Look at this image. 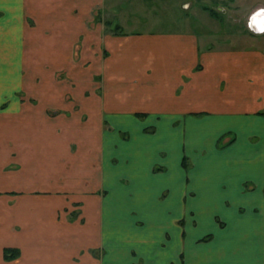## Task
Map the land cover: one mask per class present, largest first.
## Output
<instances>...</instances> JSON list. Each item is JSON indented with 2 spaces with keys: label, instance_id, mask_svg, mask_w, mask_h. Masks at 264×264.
Wrapping results in <instances>:
<instances>
[{
  "label": "crops",
  "instance_id": "0c3cea01",
  "mask_svg": "<svg viewBox=\"0 0 264 264\" xmlns=\"http://www.w3.org/2000/svg\"><path fill=\"white\" fill-rule=\"evenodd\" d=\"M124 1L0 0V99L32 47L27 17L39 25L59 11L77 33L87 24L76 10L119 11ZM251 29L245 48L188 30L105 35L119 44L103 72L106 119L129 136L107 131L81 158L61 128L37 146L59 144V169L27 141L10 154L16 167L0 151V264H264V33ZM5 247L19 256L5 261Z\"/></svg>",
  "mask_w": 264,
  "mask_h": 264
},
{
  "label": "rangeland",
  "instance_id": "374dc122",
  "mask_svg": "<svg viewBox=\"0 0 264 264\" xmlns=\"http://www.w3.org/2000/svg\"><path fill=\"white\" fill-rule=\"evenodd\" d=\"M118 8L119 11L97 8L92 16L75 9V15L87 24L80 26L77 33L72 26L60 25L59 16L56 17L59 11H52L53 15L42 18L39 25L34 17H27L34 44L31 40L32 47L17 59V64L22 66L16 76V88L13 92L6 89L0 99V151L7 160L6 168L18 165L10 161V154L24 151L27 141L37 148L35 159H41L49 168L59 169V144L37 146L40 141L47 142L46 139H59L61 128L69 137L65 146L81 158L96 152L97 147L101 149L100 142L107 131H112L113 140L116 134L121 139L129 136L125 128H120V123L106 119L103 72L119 44H107L105 35L126 37L135 33L188 30L214 46L245 48L247 41L252 40L249 35L256 32L251 28L258 29L252 23V16L264 9V0H130ZM119 16H124L128 24L120 25ZM262 18L264 12L259 18L264 27ZM11 77L14 75L8 76ZM135 115L139 119L146 116L145 113ZM152 128V125L146 126L144 131L151 132ZM93 130L100 132L98 145L88 138ZM232 137L225 134L219 145L231 141ZM112 162L117 163V159L113 157ZM190 165L191 159L187 156L186 167ZM153 170L159 171L162 167L155 166ZM65 176L68 177L67 172ZM78 210L75 204L69 216L77 217Z\"/></svg>",
  "mask_w": 264,
  "mask_h": 264
},
{
  "label": "trees",
  "instance_id": "16d2710c",
  "mask_svg": "<svg viewBox=\"0 0 264 264\" xmlns=\"http://www.w3.org/2000/svg\"><path fill=\"white\" fill-rule=\"evenodd\" d=\"M213 13V12H212ZM182 165L186 167V157L182 158ZM19 256V250L17 248L5 247L3 249V258L5 261H10Z\"/></svg>",
  "mask_w": 264,
  "mask_h": 264
},
{
  "label": "clouds",
  "instance_id": "9594fccd",
  "mask_svg": "<svg viewBox=\"0 0 264 264\" xmlns=\"http://www.w3.org/2000/svg\"><path fill=\"white\" fill-rule=\"evenodd\" d=\"M261 12H264V9H260L258 10L257 13H255L253 16H252V23H254L255 25H257V28H258V34L259 33H264V27L261 26L260 22H259V18H260V13Z\"/></svg>",
  "mask_w": 264,
  "mask_h": 264
}]
</instances>
